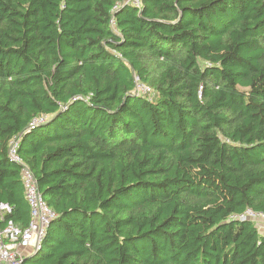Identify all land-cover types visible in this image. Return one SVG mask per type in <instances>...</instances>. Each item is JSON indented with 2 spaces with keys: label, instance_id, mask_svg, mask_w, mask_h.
Segmentation results:
<instances>
[{
  "label": "trees",
  "instance_id": "1",
  "mask_svg": "<svg viewBox=\"0 0 264 264\" xmlns=\"http://www.w3.org/2000/svg\"><path fill=\"white\" fill-rule=\"evenodd\" d=\"M138 1L0 0V227L18 137L24 264H264V0Z\"/></svg>",
  "mask_w": 264,
  "mask_h": 264
},
{
  "label": "built area",
  "instance_id": "2",
  "mask_svg": "<svg viewBox=\"0 0 264 264\" xmlns=\"http://www.w3.org/2000/svg\"><path fill=\"white\" fill-rule=\"evenodd\" d=\"M136 7L140 6L138 0H127ZM137 92L141 95H152L153 91L145 85L139 84ZM46 117L35 120L31 129L43 125ZM21 139L15 137L10 143L9 159L13 164L19 165L21 178L25 189V196L31 210V220L26 228H21L14 222H7L0 227V264H24L28 256L36 254L45 240L52 223L58 218L57 213L48 205L42 196L37 179L31 169L23 161L19 154ZM8 205H0V221H4L6 213H11ZM249 217L264 218V215H255L248 211L238 217L242 221Z\"/></svg>",
  "mask_w": 264,
  "mask_h": 264
},
{
  "label": "rangeland",
  "instance_id": "3",
  "mask_svg": "<svg viewBox=\"0 0 264 264\" xmlns=\"http://www.w3.org/2000/svg\"><path fill=\"white\" fill-rule=\"evenodd\" d=\"M248 220H252V221H256L258 224V227L260 229L261 232L264 231V218H255L253 217L252 219L249 217Z\"/></svg>",
  "mask_w": 264,
  "mask_h": 264
}]
</instances>
